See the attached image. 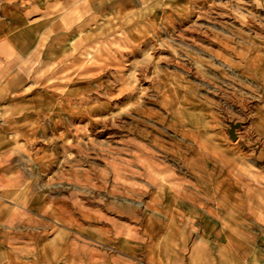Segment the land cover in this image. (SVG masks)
<instances>
[{"label":"rangeland","instance_id":"1","mask_svg":"<svg viewBox=\"0 0 264 264\" xmlns=\"http://www.w3.org/2000/svg\"><path fill=\"white\" fill-rule=\"evenodd\" d=\"M222 2L165 0L166 8L146 12V0H90L89 5L80 0H0V63L6 68L0 70V110H5L0 116L6 117L0 121L14 124L0 128V153L7 150L8 138L11 152L21 146L26 155L41 147L60 153V140L66 143L64 152L76 153L73 145L90 140L99 146L90 157L104 167L105 144L115 148L138 141L160 153L156 160L141 154V164L134 165L135 171L147 166L153 173V187L138 204L143 216L154 192L175 191L182 208L191 204L192 247L206 248L209 264H247L254 252L264 260V88L252 75L264 73V48L241 61L237 44L247 41L248 33L254 44L264 43L257 38H264V8L249 3L253 15L247 17L234 8L229 12ZM90 18L92 24L84 26ZM180 34L205 60L238 66L207 68V75L216 77L209 83L196 61L169 63L173 52L159 45L173 37L179 42ZM153 58L158 68L150 63ZM145 64L146 73L131 84L133 72ZM160 69L172 75L154 81ZM154 84L160 92L141 99ZM106 91L112 99L103 95ZM85 95L89 99L82 109L77 97ZM97 103L103 107L86 112ZM138 103L142 107L136 111ZM126 109H133L132 115L109 120L107 128L97 123ZM71 121L79 124L69 125ZM61 122L68 129L60 130ZM231 122L242 123L236 140L228 131ZM83 126L88 135L79 131ZM135 183L143 180L138 177Z\"/></svg>","mask_w":264,"mask_h":264},{"label":"crops","instance_id":"2","mask_svg":"<svg viewBox=\"0 0 264 264\" xmlns=\"http://www.w3.org/2000/svg\"><path fill=\"white\" fill-rule=\"evenodd\" d=\"M75 124L79 123L69 125ZM12 127L13 122L0 121V128ZM59 127L68 129L63 122ZM7 144L0 157L11 153L9 138ZM65 144L60 140V153L41 147L33 154L35 164L30 167L36 179L28 189L21 181L0 194V264H177V257L183 264H209L208 250L192 247L193 234L184 239L187 233L181 225L191 222V204L185 202L182 208L175 191L154 192L143 216L138 206L130 209L121 202L123 207H113L110 199L99 204L102 193H94L95 199H70L67 181L50 194L42 189L43 183L70 167L64 163L65 155L71 158L77 152H64ZM22 155L26 161L28 155ZM11 163V168H0V175L20 171L25 180L31 179L19 156H13ZM251 256L247 264H264L260 252Z\"/></svg>","mask_w":264,"mask_h":264},{"label":"clouds","instance_id":"3","mask_svg":"<svg viewBox=\"0 0 264 264\" xmlns=\"http://www.w3.org/2000/svg\"><path fill=\"white\" fill-rule=\"evenodd\" d=\"M215 2L216 0H214V3ZM249 3L255 4L259 8H264V3H262V0H223L221 6L228 8L229 12H231L234 8L237 11L238 15L240 13H244L247 17H251L253 14L251 12H248L247 10V6ZM80 4L89 5L90 0H80ZM166 7L167 4L165 3V0H146L144 11L151 12L154 11L155 8L164 9ZM85 11L87 12V9ZM240 19L242 23L246 22L244 15H241ZM137 23L143 25V18H139L137 20ZM91 24L92 19L90 18L88 21H86L84 26H89ZM261 27H264V24H262ZM121 32H123V28H121ZM245 35L248 36L247 41L243 39L237 41V44L242 48L241 61L250 60L249 53L251 51L264 48V43H262L261 45H256L252 42L251 33ZM257 38L264 40V38ZM187 39L188 38L184 37L183 34H180L179 42L175 37H173L171 38L170 42L159 45V47H167L173 52V57L169 59V63H180L181 60L192 59L196 61L197 68L204 74V78L209 83L214 82L216 80V77H209L207 75V68H223L225 70H228L230 68L238 66L239 62L224 61L223 64H215L211 61L205 60L200 56L198 52H194L192 48L186 44ZM192 43H195V41H193ZM117 47H119V45H117ZM181 53H183V55H181ZM150 63L156 65L157 68L159 67L155 58H153ZM0 70L6 71L4 63H0ZM146 71L147 64L140 66L135 72H133L130 83L135 85L137 83V75L140 73H146ZM161 75L168 76L172 74L167 73L163 69H160L158 74L154 77V81H159ZM252 75L253 77L260 80V87L264 88V73H260L257 76L256 72H253ZM228 79L232 80L233 78L228 77ZM223 83L224 82L221 80L217 87H220L221 85H223ZM235 83L242 84L244 88L251 89V92L253 93L258 92L257 87H253L248 83H243L239 79H236ZM115 86V84L111 85V87ZM227 88L232 89L233 85L230 83L227 85ZM238 91L239 89H235L233 91V95H235V93ZM159 92V86L154 84V87L152 89L145 90V96L141 99H153L154 96L152 95V93ZM103 95H105L109 100L112 99V96L107 91L104 92ZM77 99L79 101V106L83 109L84 102L89 99V96L85 95L83 97H77ZM92 107L103 106L98 103L90 104L87 107L86 112L90 113ZM141 107L142 105L138 103L134 106V110L139 111ZM132 110L133 109H126L124 112L118 113L114 116L103 117L98 120L97 123H105L107 128V122L109 120H112L114 122L123 115L131 116ZM0 119H6V117L0 116ZM134 119H139V117H134ZM113 126L120 127L121 125H116L115 123H113ZM130 130L136 131L135 128H131ZM79 131L84 133V135H88L87 126L81 127ZM261 131L262 133H264V129H261ZM142 135L147 136V133H142ZM17 138L18 137L14 135L13 139ZM25 142L29 146L32 143L27 139ZM131 145L135 146L136 151L131 150ZM73 147L78 148L76 155L69 158V154H66L64 158V163L70 165V167H68L65 172L61 173L58 177L49 179L46 183H43L41 185L42 189H47L50 194L58 188L65 187L64 182L67 181L68 183L66 187L71 192V197H69L70 199H77L80 196H86L95 199L96 197L93 195L94 193H102L98 201L101 205H105L109 199L111 200V204L113 207H123V205H126L128 208L134 209L138 206V204H142L144 195L147 193L148 189H151L153 187V173L152 169L147 166H145V170L143 172L135 171L134 165L141 164V154H146L148 160L160 159L159 152H153L150 149H147L145 145L140 144L135 140L124 141L122 147L115 148L111 145L105 144L103 147L105 149L106 158L104 161V167H100L94 162V158L90 157V153L96 152L97 147H99L98 145L94 146L93 141L80 140L79 143L77 145H73ZM157 148H159V145H157ZM25 152L26 148L18 146L11 153L0 157V168H11L12 157L19 156L20 160L24 161L26 174L30 176L31 179L25 180L20 171H17L11 175H0V194L7 193L9 188L17 185L21 181H23V187L25 189H28L32 184V180L36 179L35 175L32 172V168L30 167L31 165L35 164L33 155H28L27 160L25 161V157L24 155H22V153ZM122 153L126 155H122ZM48 159H51V157H48ZM138 177L143 180V184L135 183ZM129 199L131 200V203H129ZM121 202H123V205L121 204ZM143 206L145 208L148 207V205ZM181 228L184 229V231L187 233V236L184 238L186 241L192 235L191 222L187 225H181ZM170 248L174 253L175 246L170 244ZM177 264H183V260L180 257H177Z\"/></svg>","mask_w":264,"mask_h":264},{"label":"water","instance_id":"4","mask_svg":"<svg viewBox=\"0 0 264 264\" xmlns=\"http://www.w3.org/2000/svg\"><path fill=\"white\" fill-rule=\"evenodd\" d=\"M238 127H242V123L241 122H231V127L229 128V134L231 139L236 140L238 138V134L236 132V129Z\"/></svg>","mask_w":264,"mask_h":264}]
</instances>
